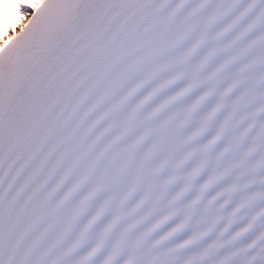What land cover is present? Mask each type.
I'll return each instance as SVG.
<instances>
[{
  "label": "snow or ice",
  "instance_id": "snow-or-ice-1",
  "mask_svg": "<svg viewBox=\"0 0 264 264\" xmlns=\"http://www.w3.org/2000/svg\"><path fill=\"white\" fill-rule=\"evenodd\" d=\"M0 264H264V0H0Z\"/></svg>",
  "mask_w": 264,
  "mask_h": 264
}]
</instances>
